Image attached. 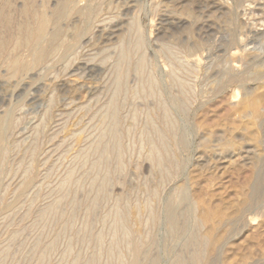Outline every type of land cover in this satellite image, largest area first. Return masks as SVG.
I'll return each mask as SVG.
<instances>
[{"label":"rangeland","instance_id":"rangeland-1","mask_svg":"<svg viewBox=\"0 0 264 264\" xmlns=\"http://www.w3.org/2000/svg\"><path fill=\"white\" fill-rule=\"evenodd\" d=\"M45 1H46L47 10L49 11L51 9V7L53 6V3L55 2V0H45ZM92 1L94 4H97L96 6L102 4V9H107L111 5L114 8L109 11L110 13H108L106 15L105 20L103 22H101L98 27L94 28L89 34L85 35L84 38H88V36H89V43L91 45L93 44L92 47H90V49H91L90 52H88V48L85 49L77 57V60L74 62H72L73 60L70 61V59L66 60L67 57H65L64 60H63V58H61L59 60L57 59L58 61L56 60L57 62H54V63L49 61V60H44L40 64L37 65V67L35 68L34 71H32L31 73H28L27 77L25 76L26 74L25 75L22 74L21 76L20 75L18 76L19 78L17 77L14 79H9L7 76H5L6 75L5 71H3L2 74H0V76H1V78H0V83H1L0 84V114L3 115L4 111L9 109L11 111V116L13 117V119L15 121V123H14L15 124V130L13 127L12 130H8L4 134L5 135L4 139H7V140H4V146H6L5 148H6L7 152H6L5 161L1 167V171L3 168L4 169H3L2 174H0V176L4 175L5 177L3 176L4 177V178H2L3 180L0 178V183H2V184H0V186L1 187L3 186V188L5 187V190H7V192L5 190H3L2 188H0L1 191L3 190L2 193L0 191V196L6 195L5 193H3V192H6L8 199L12 198V200H15L16 191H14V190H16V189L14 187L16 186V188H17L19 186V184L22 180V177H23V176H21V178H19L20 175H23V174H21L22 170L20 168H18L19 166H17V165H20L18 162L20 161V163H21V161L23 159H24L23 162H25L27 165H28L29 161L31 162V164L29 163V165H31L30 168L32 167L31 169L34 171V173L36 175L33 183L36 184V182H38L36 184L38 187L41 185L39 188L41 190V192L38 191L39 190L38 187L36 185L34 186V184H32V186H31V188L34 186L32 189L30 188V189H28L29 191L27 190L25 192V195L28 192H29V195L27 194L28 196L26 195V198H24V196H23L17 202V204H19V206H21L20 203L22 201H23L22 202L23 204L19 208V211L17 210V207H19L17 205L16 211H18V212H16L15 215L10 216V218L7 217V220H6V216H7L6 213L2 210L0 211V223H1V226H0V232H1V235H0V239H1L0 240V251L1 252L3 251V247L9 249V247L12 246L11 249L7 250L8 251L7 259L4 261H2L0 259V262H2V264H7V263L8 264H15V262L18 261V258L20 259V261H18L19 263L17 262V264H20V262L23 259H24L22 261L23 263L21 262V264H32L33 262L37 261V260H35L36 259L35 257L38 255L39 252H41L40 254L44 253L43 250H45V247L43 250H41L42 247L46 246V248H47V245H44V243L47 244V242H48V244H49V242L52 241L53 239L58 240V237H59V242H58L57 249L53 250V251H49V252L47 250L45 251L46 256L49 253V255L47 257V259L49 260L48 261L49 263L46 262L48 264H51V263L54 264L55 262H58L56 264H64V263H66V261H67V264H71L70 257H67L65 255L62 256V254H63L62 250H66V247L71 250L70 251L71 254H78V252H79V254L84 253L83 255H87V254L89 255V253L92 254V252L94 250H95V252H93V253L101 252V253H99V254H101L100 257H102L101 260L109 262L108 261V259H109V260H111L110 261L111 264H115L116 260L114 257H112V258H114L113 259L114 262H113V260L110 259V257L107 254L105 255L106 250H112V253L115 256H116V253L119 252L118 257L121 260L126 259L128 256V255H126V253L128 254V251H126V250H128V247H126L127 246V244H126L127 238L125 236H124L125 238H121L123 241H122L120 246L114 247V248L112 247V238H111L112 235H111V233H113V230H112L113 228L112 229L110 228V227H112V218L111 217H112V213L114 210L113 207H114V205H116L118 203L117 202L118 200H119V206L121 208L123 207L121 210H123V212L126 215L128 214L127 215L128 217L132 218V216L134 215L133 206L138 205L139 202L142 203V200L144 202L148 201L149 203L153 202L150 204L151 208H153V209L157 208L158 210L162 211L163 209H165L167 204L171 203L170 201H174V199L175 200L178 199V198H176L178 196V195H176L177 194L176 189H178V187L183 186V188H185L186 194L188 193L187 195H188L189 201L190 202H193L194 200L196 201V203L193 202L196 205V207L204 206V204H205V206H207L206 204L208 203L209 208H211L213 206V208H211V209H217L218 208L217 210L220 209V211L223 213L225 212L226 214H232V213H234L233 211H236L237 208L239 207V205H240L239 202L244 197V192H245V195L248 192L247 191L248 188L246 187L247 186L246 184L248 181V178H247L248 173L246 174V172H245L246 167L244 166L243 168H241L242 166H239V168H234V166H232L229 162L227 163V161H228L227 157L221 158L222 159L221 160V159H218V157H216L214 155V159H213L212 156H213L214 152H213V148H211V145L216 143V142L213 141V138H208V139H206V142H204V140H203L204 136H202L203 134H201L202 132L199 130L198 126L200 123H204L203 121H205L208 125L212 122H215V121L222 123V124L224 121H226L227 115H226V110H225L226 108L225 107H227L228 99L224 100L226 98L219 97L218 94L215 93V89H214V87L216 86L215 83H217V80H218L217 77H219L215 72L217 69L224 68L223 67L224 64L227 65V64H232L233 62H236L235 63L236 67L232 70V72L234 74H238V73L244 72V71L246 72V71L250 70L252 67L260 68L262 70V72L264 73V35H263L264 34V31H263L264 30L263 29L264 28V0H110V1L109 0L108 1L107 0H92ZM111 1H113V2H111ZM107 2H109V5ZM105 3L107 4L106 6H108L107 8L105 6ZM50 5H52V6H50ZM98 7H101V5ZM189 9L194 14L191 13V11ZM187 11H188V13L190 11V14L193 17L192 16L188 17V15H190V14H186ZM15 22H18V21H15ZM73 23H74L73 21H69L67 23V25H65V27L68 31V34L73 32V27L71 25ZM81 24L79 26V30H81V27H82ZM128 28H129V30H128ZM242 29H244V30H242ZM241 31H242V33H241ZM0 32H2V31L0 30ZM249 32H251V33H249ZM2 34H4L5 37H6V34L10 35L9 32H5V31L2 32ZM132 34L134 35L133 40H132V37H133ZM258 34H259V36H257ZM127 36H129V37H127ZM138 37L142 41V44L145 45V46H143V50H145V51H143V53L148 60V70L151 73V75L153 74L152 75L153 77H156V79L159 80V82L161 80L165 81V79L167 77V75H166L167 71H164L165 69H167V70L170 69L173 66V63L175 64L174 66L178 67V63H176L177 59L174 60L173 57L175 56V57H178L180 59L183 58L182 57L183 55L181 56L180 54L183 53L184 49H186V48L190 49L191 47L197 49V50H194L193 48H191L192 50L195 51V54L199 55V57L201 58L202 66H204V67L209 66L206 69L208 71V73H207V71H205L202 68L199 71L200 73L197 75V77L192 76V78L190 77L187 79V83H188V85H190L189 87L191 89L193 88L192 89L193 91L187 87L186 92H185V96H184L186 98H183L182 100H184V99L186 100V99L190 98V99H188L189 102L187 101V103H189V105H187V106H188L190 111H187V110L184 111V108L188 109L187 106L184 108L179 107L178 104H176L178 102L173 103L172 101L164 100V102H166L164 105H166V108L169 109L168 110L169 113H172V116H170V121H171L172 126L174 128L173 131L174 130H175L174 132L177 131L175 133V135L178 138V140H175V141L172 140L171 138H169V140L167 141V149H170V150H168V152L169 151L172 152V154L171 153H169V154L172 155L174 160L177 162L178 168H176V172L174 174L172 173L173 176H171V178L168 176L170 179L167 177L166 179H168V180L166 181V179H165L162 181V183H161L160 179L158 180V174L157 173H154L155 175L151 174V173L156 172V171L154 169H152L149 161L148 160L146 161V159L144 157V153L147 151L146 148H148V144L145 145V143H147V142L139 135V133H138V140H139L138 141L137 135H136L137 134V131H136L137 128L140 127L141 125H144L150 116V115L147 116V112H145L146 117H144L145 116L144 110L143 109L140 110V108H138L139 106H141V107L143 106V108H144L146 102H144V100H143V102L142 101L141 102L144 103V105L143 104L136 105V103L138 104V102L140 104V101H139L140 98L139 99L137 98L138 101L136 98L132 99V100H125L124 101V106H123V111H122L123 114L121 115V118H123V116L125 117V115H127V118L125 117V118L121 119V122H123L121 124H122L123 129H124V132L122 134V138H124V139L121 140V145H122V150H123L124 155L126 154L123 158L124 160L122 161L123 162V166H122L123 167L122 168L123 174L121 173V171L115 172L114 169L112 170V172H110V177L113 181V183L112 182H110V183L113 185V187H112V185H110L111 187L110 186L108 187L109 196L107 198H105L106 203H105V199L99 200L97 202L98 206L95 205V207H94L95 209H93L94 211H91V213L94 215L93 216L90 212L87 211V207H86L87 203L86 202H88V198H91V196H93V194H92L93 188L89 187L92 181H89V180H92L90 178L94 176L93 174H96V173H94L95 171L92 170V168H91L92 161L94 162V159L96 158V155L93 157V155L95 154V149L93 151V148L96 146L97 141L100 139L97 137H101V135L99 136V134H101L100 131L101 130L103 131V129H104V123L102 122V120H100L102 118V116H99V115H103V114H100L101 112L103 113V111L106 109L103 106H106L107 102L109 104V98L108 97H111V95L114 91L113 84L111 86V83H113V82H111L112 81V71L111 70H113L112 68H114V65H113L115 62L114 60L116 59L117 54H118L117 51L119 50L118 46L120 43L119 39H121V38L123 40L127 39V41L129 40L127 43H130V42L132 43ZM245 37H250L253 40V43L251 44V46L244 47L242 45L241 41L239 42L240 38H245ZM122 39H121V41H122ZM125 43H126V41H125ZM200 43H202V44H200ZM161 44H163L162 46L165 47V49L161 46ZM164 44H165V46H164ZM166 44H168V47L166 46ZM182 44H184V46ZM102 46L104 48L106 47L105 52H106L107 57L108 58L110 57L109 58L110 60L107 59L106 63L104 62L103 64L99 65L100 63L97 64V62H98L97 58L99 56V52L101 50H104V48L102 49ZM158 46L160 47V49ZM201 46H202V48H200ZM249 47H251V48H249ZM97 48H98V50H97ZM166 48H168V49H166ZM175 48H177V49H175ZM208 48H209V50H207ZM157 49H159V51H157ZM161 49L165 52L166 55L165 54L163 55L164 52L161 51ZM179 49H180V51H179ZM146 50H147V52H146ZM244 50H245V52H244ZM168 51H171L173 56L171 54H169L170 52H168ZM196 51H197V53H196ZM159 52H160V54H159ZM232 52L236 53V55L235 56L233 55V57L231 54ZM20 53L23 56H25L27 52L21 51ZM93 53L97 54V56L95 54L96 57L94 56L95 59L90 57V56H93ZM176 53L178 55H176ZM242 53H243V56H241ZM114 55H116V56H114ZM164 56L165 57L167 56L168 59L167 58L165 59ZM244 57H245V60L243 59ZM89 59H91L92 62H95V63H89V64H95V65H92V67L88 70L83 69L82 64H85L84 61L85 60L87 61ZM180 59H178V60H180ZM112 60L114 62H112ZM165 60H167V61H165ZM180 61L183 62L184 60L181 59ZM47 62H49V63L47 64ZM64 63L65 64L67 63V65H68L67 68H66L67 65L64 66L65 65ZM110 63H111V66H110ZM45 64L47 66H45ZM79 64H81V65H79ZM104 64H105V66H104ZM168 64H169V67H168ZM71 65L72 66L74 65L75 69L74 68L72 69ZM43 66H45L46 68H44ZM107 66H108V68H107ZM241 66H243V67H241ZM41 67H42V69L40 71L39 68H41ZM211 67H213V68H211ZM64 68H66V69L64 70ZM4 69H5L4 66H2V68L0 67V73ZM70 70H71V72H70ZM132 70H133L132 68L127 70V74L128 73L129 74L126 75L127 78L125 80V84H127L128 86L129 85L135 86L137 84L136 83L137 81L135 80L136 79L135 77H137V75L134 72V70L133 71ZM37 71H39V72L37 73ZM110 71H111V74H110ZM212 72H215L216 75ZM39 73H40V75H39ZM50 73H52V74H50ZM55 73H56V75H55ZM72 73L75 75H72ZM37 74H38V76H37ZM33 75H34V78H33ZM212 75H213V77H211ZM41 76L43 77V79ZM207 76H209L210 78H207ZM202 77H204V78H202ZM5 78L9 79V81H7V83L5 82L6 81ZM27 78L29 80L26 81ZM1 80L3 82H1ZM17 80H18V82H17ZM188 80H190V83ZM209 80H211V81H209ZM214 80H215V82H214ZM130 81H132V83H130ZM134 82H135V85H134ZM2 83H3V85H2ZM109 83H110V88L107 87L109 85ZM208 83H210V84H208ZM213 83H214V86H211V84L213 85ZM26 84H28V85H26ZM106 84H108V85H106ZM8 85L12 86L13 88L8 86ZM36 85H38V86H36ZM201 85H203V87H201ZM250 85L251 86L253 85L252 81L247 82V86H250ZM172 88L174 89L173 90L174 93L177 94V87L175 86V88H174V86H173ZM27 89L29 91H27ZM105 89H107L106 90L107 93L105 92ZM229 90H227L225 92L224 97H227V94H228L227 92ZM20 91H21V93H20ZM22 91H23V93H26V92L27 93L23 94V96H22L21 95ZM109 91L112 93H110ZM199 91H201V92L204 91V92L201 93ZM211 91H212V93H211ZM198 92L201 93V95L204 94L201 96V98H202L203 102L206 101V105L202 108L201 112H199V111L194 112V110H192L193 107H196L201 101V99L199 100V102H193V100H192V98H194L195 94H199ZM16 93H17V95H16ZM29 93H30V95H29ZM187 93L190 94V97H188L189 95ZM192 93H193V95H192ZM14 94H15V96H14ZM18 94H19V97H18L19 99L18 98L17 99L19 101L17 102V99L15 97H17ZM206 94H207V96H205ZM27 96H28V98H27ZM215 96H217V97H215ZM10 97L13 99H11ZM49 98H51L52 101H50ZM9 99L11 100V102ZM53 99H54V101H53ZM105 99L108 100L106 103H105V101H106ZM12 100H14L15 102H13ZM48 100L51 102V105H50V102ZM94 100H95V103H94ZM96 101H97V103H96ZM134 101H137V102L134 103ZM224 101H226V103ZM69 102H70V104H71V102L73 104L70 105ZM89 102H90V104H89ZM79 103H80V105H83V106L86 105L85 108H87V109L85 110V108L80 106ZM93 103L95 104L94 106H93ZM128 103H129V105H131V108H128V106H129ZM172 103H173V106H172ZM191 103H192V105H191L192 107L190 106ZM47 104H48V107H47ZM101 104H103V105H101ZM209 104L212 106H210ZM4 105H5V107H4ZM10 105H11V108H13V109H10ZM20 105H22V107L23 106L24 107L22 108ZM78 106H80V107H78ZM20 107L22 110H19ZM81 107H82V109L84 108L83 110H85V113L83 110H82L83 112L81 111ZM134 107H135V110L137 109V111H138V113H136L137 115H135L136 119L131 117V115L134 114L133 112L131 113V111L134 109ZM48 108L51 111H49V110L47 111ZM89 108H90V110H89ZM181 108L183 110H181ZM208 109H210V110H208ZM71 110H73V112ZM87 110H89V111H87ZM127 110H129V111H127ZM206 110H207V114L205 115L204 112ZM46 111H47V113H46ZM75 112H77L76 115H75ZM197 114H199V115H197ZM216 114L218 117H216ZM221 114H222V119H221ZM49 115H50V117H53V118L51 119L49 117ZM213 116L215 117V119L213 118ZM98 117H100V119ZM48 118L51 120H48ZM90 118H91V120H90ZM140 118H141V121H138V120H140ZM15 119L18 120L19 125H18V122L16 123ZM127 119L128 120L131 119L130 124L127 121ZM134 119L136 120V124H135V121H134V124L132 123ZM143 119H145L146 122L143 121ZM174 119L176 120V122L172 121ZM220 120H222V121H220ZM95 121H97V122H95ZM100 121H101V123H100ZM152 121L154 122L153 126H152L153 129L154 128H157V129L159 128L160 130L163 129L164 126H163L162 122H160L159 118L157 120V117L154 116ZM208 121L210 123H208ZM94 122L96 124H100V125H95ZM137 122H138V124H137ZM38 123H39V125H37ZM128 124H129V126H128ZM131 124L133 125L132 128L130 126ZM155 124H157V127ZM42 125H44V127L46 126L47 128L45 127L43 130H41L42 129L41 127H43ZM92 125H95V127L97 126V128H95ZM35 126H36V128H34ZM71 126H73V127H71ZM124 126H127V127L125 128ZM52 127H54V128L52 129ZM68 127H69V129H68ZM98 127H100V128H98ZM221 127H223V126L221 125ZM153 129H147V131L149 130L147 133L150 134V136L153 134V131H152ZM218 129H220V127ZM46 130H48V131L45 133ZM34 131L37 132V136H35L36 133ZM93 131H95V132H93ZM15 133H17L18 135ZM125 133H127V134H125ZM50 134H52V135L55 134V135L52 136ZM48 135H50V136H48ZM94 135H95V137H94ZM96 135H97V137H96ZM131 135H133V136L131 137ZM180 135H181V137H180ZM235 135L238 136L239 134H235ZM6 136H8L9 138H7ZM81 136H82V138H81ZM84 136L85 137L87 136L86 139ZM127 136H128V142L126 141ZM182 136L183 137L185 136V139L187 141L185 139H184L185 142L182 141L183 140ZM15 137H16V140H15ZM49 137H50V139L51 138L52 139H51V141L48 142ZM201 137H202V139H201ZM239 137H241V136L239 135L237 137V140L239 143L242 142V144H244V145L248 144L247 140L243 141L242 137H241L242 139L239 140ZM75 138L77 140H75ZM140 138H142L141 140L143 142H140L141 141ZM180 138H181V140H180ZM30 139H31V141H30ZM40 139H42L41 140L42 142H40ZM261 139H262V145L264 146V136L263 137L261 136ZM34 140H36V146H37L36 152H35L36 154H34L32 157L29 156V158H28V155L26 157H22L23 155L25 156L24 149L27 148L30 143H31L30 145L34 144V142H32ZM131 140L133 141V143ZM14 141H16V142H14ZM29 141H30V143H28ZM73 141H75V142H73ZM78 141H79V143H78ZM92 141H94V142H92ZM12 142L15 144H13ZM21 142H23V143H21ZM55 142H57V144ZM122 142H123V144H122ZM40 143H41V145H40ZM62 143H63V145H62ZM175 144H176V146H175ZM15 145L19 146L20 148L15 147ZM56 146L58 148H56ZM67 146H69V147H67ZM80 146H82V148ZM135 146L137 148L138 147L140 148V146H143L142 149L140 148L142 151L139 148L138 149L140 151H138V149ZM168 146H169V148H168ZM54 147H55V150H54ZM78 147H80L82 149V151H80L79 150L80 148H78ZM83 147H84L85 151H84ZM175 147H177V148H175ZM131 148H133V149H131ZM11 149H13V150H11ZM50 149L53 151H51ZM67 150H69V151L67 152ZM78 150H79V152H78ZM126 150H128V152ZM132 150H133V153L130 152ZM18 151L20 153L22 151V153L20 154ZM86 151H88V152H86ZM208 151H209V153H208ZM17 152L20 154V156H19V154H17ZM76 152L79 154V156H77L75 154ZM140 152H142V153H140ZM210 153H211V156H210ZM14 154H16V156ZM81 154H82V156H81ZM86 155H88V157H86ZM174 155L176 157H174ZM13 156H14V158H13ZM37 156H39L40 158H38ZM74 156H75V158H77L76 160H79V161H76ZM128 156H130V157H128ZM205 156L211 157V158H209L210 159L209 164H207L208 162L206 163L207 160L206 161H205V159L203 160L202 157H205ZM18 157L20 159L21 158H23V159L20 160ZM47 157H49V158H47ZM85 157L87 159L86 162L83 161V158L85 160ZM131 157H132V159H131ZM8 158H9V160H8ZM26 158H27V160H25ZM11 159H12V162H11ZM38 160L40 162H38ZM72 160H73V162H71ZM128 160H130V161L127 162ZM136 160L139 162H137ZM202 160L204 161L203 164H202V162H203ZM213 160H215V162ZM51 162H54V164H52ZM76 162L77 163L81 162L80 164L84 165L83 167H85V166L86 167L83 168V167H81L80 164L79 165L76 164ZM83 162H84V164H83ZM89 162H90V164H89ZM128 163H129V165H128ZM14 164H15V167H14ZM69 164H71V166H69ZM74 164H76V166L78 168L76 166H75L76 167L75 168ZM124 164L126 165V167ZM201 164H202V166H200ZM259 164H261V163H259ZM56 165H58L59 167H56ZM87 165H89L90 167H88ZM216 165H217V167H216ZM51 166L53 167L52 168L53 172H52V170H50ZM213 166H215V167H213ZM72 167H74V169ZM135 167H136V169H135ZM17 168H18V171L15 170ZM55 168H58V169L55 170ZM69 168L75 170L74 171L75 175L77 173L76 178H78L80 176V180H79V182L77 181V183H74L73 187H72V185L70 187H68L67 190L65 189L67 187H64V189H61L64 192L61 190L59 191V189L62 187L60 184H62V181L65 178L63 176H66V174H67V173L64 174V172L69 171L68 170ZM148 168H150V171ZM244 168H245V170H244ZM85 169H87V170L90 169V172L88 171L90 174H88L87 170L85 171ZM14 170L17 173L14 172ZM76 170H78V171H76ZM83 170H84V172H83ZM1 171H0V173H1ZM81 171L83 173H87L88 176H86V174H83ZM5 172H7V173H5ZM13 172L15 173V175H13L14 174ZM18 172L20 173V175ZM91 172H92V174H91ZM149 172H151V173H149ZM80 173L83 176H81ZM116 173H118V175ZM5 174L8 177H9V175L12 177L8 178ZM78 174H79V176H78ZM175 174H176V176H175ZM51 175H53L52 178H51ZM116 175L119 177V179ZM85 176L87 178H85V181H82V179ZM95 176H98V178L95 177V181L92 182L94 185L92 184L91 186H93V187L96 186L97 179L99 180V178L101 177L99 173H98V175H95ZM153 176L155 177L154 179H153ZM13 177H15V178H13ZM175 177H176V179H175ZM186 177H187V179H186ZM17 178H19V179H17ZM115 178L117 180H115ZM189 178L191 179L190 181H189ZM54 179H57V180H54ZM146 179H147V182H146ZM181 179H182V182H181ZM8 180L11 182H6ZM156 180H158L159 186H157L158 184H157ZM53 181H55V182H53ZM58 181H59V184H57ZM115 181H116V183H115ZM50 182L52 185L50 184ZM81 182L84 183V185ZM178 182H180V183H178ZM6 183H7V185H6ZM87 183H89L88 187H87ZM163 183H164V185L161 186V184H163ZM77 184H78V186H77ZM140 184H141V186L142 185L145 186V184H146V186L143 188V186L141 187ZM166 184H167V186H166ZM53 185L54 186L58 185V186H56V188H54ZM153 185H155L156 188L153 187ZM7 187H8V189H6ZM45 187H48V189H45ZM50 187H51V189L54 188V190L52 189L53 191H51ZM137 187H138V190L136 189ZM74 188H76V189H74ZM77 188H78V190H77ZM83 188L86 191H89L90 195L88 194V192L86 193V191ZM91 188H92V191H90ZM153 188H155V189H153ZM157 188H158V196L156 197L157 199L155 198L157 201V203H156L155 199L152 198V192H153V190H156ZM35 189L36 190L38 189V190L35 191ZM43 189H45V190H43ZM56 189H58V190H56ZM187 189H188V191H187ZM11 190H13V191H11ZM48 190L51 191V192L49 191V195L47 193ZM72 190H73L74 196L76 198L73 196ZM131 190L133 191V193L131 192ZM161 190H162V192H161ZM174 190H176L175 194H174ZM8 191H10V192H8ZM66 191L68 192L69 195L67 194ZM124 191H126V192H124ZM36 192H38V197L36 195ZM55 192H56V194H54ZM60 192H62V193L60 194ZM110 192H112V194H110ZM9 193H11V194H9ZM42 193H45L44 197L41 196ZM46 193H47V195H46ZM85 193H86V195H85ZM1 194H3V195H1ZM31 194H34L36 197L31 195ZM78 194H81V195H78ZM261 194L262 195H260L257 198V203L262 205V208L251 210L253 212V214L250 216L249 220H247V219L246 220L245 219L244 220L243 219L238 220L233 225L234 227L232 226V228L230 229V239L227 242V243L230 242L229 243L230 245H228V244L225 245V247L223 248V252L221 254V257H220V261L222 260V262H224L225 258H226L225 261L228 259L224 264H234L235 261L242 259V257H244V256L245 257L248 256L247 258H249V256H250V259H247V261L250 262V264H252V263L264 264V258H263L264 255H260V254H264V194L263 193H261ZM30 195H31V198H30ZM58 195H61V196H58ZM144 195H147V197H144ZM50 196H52V197H50ZM56 196L59 198L64 197V199L61 200L62 199L61 198L60 200H58ZM66 196H68V197H66ZM71 196L74 197L73 199L75 200V202H73L74 200H72ZM120 196H122V198ZM134 196L137 199L136 204H134V200H135ZM84 197H85L84 200H85L86 204L82 203L84 201L83 200ZM124 197H125V199H124ZM29 198L33 202L35 201L34 203L32 202L33 207L29 205V204H31V202H30L31 200ZM32 198H34V200ZM65 198H66V200H65ZM143 198L144 199L147 198V199L144 200ZM55 199L57 201H61V202H59L60 207H61L60 209H64L63 210L64 212L62 210H60L61 216H54V215L50 216L49 215V217H43L44 219L38 217V215L41 216L40 215L41 211L39 212V210H42L43 207H46V204L49 201L51 202L50 204L56 203V202L51 201V200H55ZM109 199H110V202H109ZM64 200H65V202H64ZM67 201H70L71 203L70 202L67 203ZM115 202H117V203H115ZM125 202H128V203H126V205H124L123 203H125ZM161 202H163V204ZM185 202L186 203H184V201L183 202L181 201V203L177 202L176 203V209H178V211L183 212L188 207V201H185ZM27 204L29 205V208L27 207L28 206ZM42 204H43V206H42ZM50 204L48 203L47 206ZM67 204H69V205H67ZM101 204H104V206ZM110 204H111V206H110ZM127 204L129 207H127ZM180 204H182V205H180ZM198 204H200L201 206L200 205L198 206ZM35 205H36V207H35ZM155 205H156V207H155ZM25 206H26V208H28L27 210H25L26 209ZM38 206H40V207H38ZM70 206H73V208ZM82 206H83V208H82ZM106 206H108L109 208H107ZM125 206H126V210L124 209ZM178 206L181 208H179ZM30 207L32 210L34 209L33 210L34 213L31 211ZM37 207H38V209H36ZM110 207H111V210H109ZM159 208H163V209L161 210ZM65 209H67V210H65ZM82 209H85V211ZM127 209L130 212H126ZM196 209H198V208H196ZM37 210H38V212H37ZM71 210H72V212H71ZM256 210H258V211H256ZM27 211H29V212H27ZM69 211L72 213V215L70 214L71 216L69 215V213H70ZM73 211L75 212L74 218L72 217ZM86 211L89 214H86ZM107 211L109 212V214H107ZM22 212L26 213V214H23V217H22ZM35 213H37V214H35ZM77 213H78V215H77ZM1 214H3V215H1ZM18 215L19 216L21 215L20 218ZM25 215L26 216L29 215V216H27L28 219ZM82 215H83V217H82ZM90 216H92V217H90ZM35 217H36V219H35ZM51 217H52V219H50ZM71 217H72V221H73L72 222L73 223L72 228L64 229L65 227L62 226L63 225L62 221L66 218L71 219ZM87 217H89V218H87ZM102 217H103L102 220L105 221V223L100 221V219ZM16 218L18 221H16ZM25 218L27 220H24ZM39 218H40V221L42 220L41 221L42 223L41 222L39 223V221H38ZM76 218H77V220H76ZM1 219H3V222ZM47 219H48V221H47ZM19 220H21V221L19 222ZM84 220L87 223L88 222L90 223L92 221L91 222L92 227L96 226L93 229L90 228V231L93 234H95V230H96V233H98L97 231L101 230L100 233L103 235V243H104L101 245V248L103 250H101V248L98 249L95 247H93L94 248L93 251H92L93 248L88 249V247H86V250H85V244L82 242V240H81V242H79L80 238L83 239V237H81L82 236L81 234L83 233V230H84V228H83V226H84L83 224H85ZM32 221H33V223H34V221L37 222L38 225L35 223L32 224ZM75 221H77V222L75 223ZM83 221H84V223L82 224ZM96 221H98V222H96ZM160 221H162V222H160ZM18 222H19V224H16ZM108 222H110V224ZM7 223H8V225H7ZM60 223H61V226L59 227ZM24 224L25 225L27 224V225L24 226ZM49 224H51V225H49ZM93 224H94V226H93ZM103 224H105V225H103ZM30 225H32L33 227ZM48 225L50 227H48ZM52 225H54V226H52ZM78 225H80L82 227H80ZM91 225H90V227H91ZM107 225L110 226L109 227L110 229H108L109 231L106 233ZM156 225H159V226L157 227ZM235 225H237V226H235ZM5 226H7V227L5 228ZM19 226H20V228H19ZM28 226L32 229H35L34 227L36 226V229L35 230L31 229L32 230L31 231V230H29L30 228ZM41 226H43V229ZM62 227L66 231H63V230L61 231ZM77 227L80 228L81 230L78 229ZM7 228H8V230H7ZM14 228H15V230H14ZM47 228H49V230H47ZM5 229L7 231H5ZM10 229L12 230V232L13 231L17 232V231L21 230L19 235L22 234L21 237L19 238V236L17 235L18 232H17V234L13 232L15 234V236H13L12 239H14L15 241H12L11 245H9V244H10V241L12 239L8 235L12 236L14 234L13 233L11 234ZM59 229H60V231H59ZM159 229H161V230H159ZM22 230H24V231H22ZM41 230H44V231H41ZM68 230H70V234H68L69 233ZM79 230H80V233H77V232H79ZM111 230H112V232H111ZM168 230H169V227H168V225H167V223L163 217H161V219L157 222V224L154 225L153 230H152V235L154 237V243H153L152 248L154 249L153 250L154 254L158 258V264H162V263L163 264H169V260L171 258V255H173V257H174V255L178 254L180 252L179 250H181V248H182V246L180 248H178L180 245H182L180 238L177 237L170 230H169L170 234H168L169 233ZM231 230H232V232H231ZM40 231L42 232V234L40 233L41 235H39V236H41V238L38 236ZM74 231L75 232L77 231L76 233L78 236L76 235V233L74 234ZM233 231L234 232L236 231L235 234L233 233ZM29 232H32L33 234L30 233V236H29ZM58 232H59V236L56 235V233L58 234ZM63 232H64V234H62ZM160 233L162 234L161 236H160ZM31 234L34 237L31 236ZM46 234H47V236H46ZM154 234H155V236H154ZM232 234L234 237L232 236ZM24 235L25 236L27 235V237L29 236L30 238L29 237L27 238ZM75 235L77 236L76 238H75ZM156 235H157V237H156ZM36 236H38V237H36ZM45 236H46V238H45ZM159 236H160V238H159ZM169 236H171V237H169ZM8 237H9V239H7ZM15 237H16V239H15ZM31 237H33V238H31ZM53 237H55V238H53ZM24 238H25L26 242L20 241L21 239H24ZM38 238H40V239H38ZM68 238H70V240H66ZM109 238H111V239H109ZM36 239H38V240H36ZM43 239H46V240H43ZM3 240H4V242H3ZM28 240H29V243H28ZM32 240H34V241H32ZM156 240H158L157 243L155 242ZM159 240H160V242H159ZM8 241H9V243H8ZM36 241H38L37 242L38 247H35ZM67 242L68 243L70 242V245H72L71 248L68 247L70 245ZM74 242L77 245H75ZM20 243L22 246H20ZM26 243L28 246H26V248H25ZM32 243H34V245ZM66 243H67V245H64ZM81 243H83L82 244L83 246L81 245ZM176 243L178 245H176ZM7 244L9 245V247ZM122 244H123V246H122ZM256 244H257V246H256ZM6 245H7V247H6ZM62 245H63V247H61ZM107 245H109L110 247ZM173 245H175V246H173ZM29 246L34 247V248L31 247L32 251L30 250ZM172 246H173V248H172ZM1 247H2V250H1ZM82 247H84V248H82ZM124 247H126L127 249ZM24 248L27 250H30V252L27 251V253H29V254H27V256H25L26 250ZM61 248H63V249H61ZM77 248H78V250H77ZM110 248H112V249H110ZM254 248L257 249L258 251H260V253L258 251L256 252V250L254 251ZM20 249H22V251ZM23 249H24V251H23ZM59 249H61L60 254L58 253ZM83 249H84V252H82ZM249 249H251V250H249ZM34 250H36V252ZM80 250H81V252H80ZM248 250L250 252H247ZM156 251H158L159 254ZM21 252H22V254H21ZM32 252L33 253L35 252V253L32 254ZM53 252H54V254H52ZM175 252H177V253L175 254ZM232 253H233V255H232ZM246 253L250 254V255H247ZM12 254H13V256L15 255V257L14 258L12 257V259L11 258L9 259V257L12 256ZM20 254H21V257H20ZM58 254H59V256H56ZM239 254H241L242 257ZM252 254H254V255H252ZM30 255H33V257H29ZM23 256L25 258H23ZM254 256H256L258 258L260 256L261 257L259 259L257 258L258 260L256 259V261H257L256 262L254 260L255 259ZM28 257L30 258V260H31V258L33 260L28 261V259H29ZM173 257H172V260H173ZM59 258L61 259L60 262H59ZM52 259H54L53 262H52ZM62 262H64V263H62ZM248 262H247V264H249ZM116 263L118 264V262H116ZM171 264H172V262H171Z\"/></svg>","mask_w":264,"mask_h":264},{"label":"bare ground","instance_id":"bare-ground-1","mask_svg":"<svg viewBox=\"0 0 264 264\" xmlns=\"http://www.w3.org/2000/svg\"><path fill=\"white\" fill-rule=\"evenodd\" d=\"M108 1V0H107ZM110 1V0H109ZM48 2V1H47ZM113 2V1H111ZM108 5H109V2H107ZM99 4V3H98ZM113 4V3H112ZM250 4V3H249ZM97 4H94L92 0H55V2L53 3V6L51 7V9L48 11L47 10V7H46V1L45 0H0V30L2 32H9L10 35L6 34V37L4 34H2V32H0V67L2 68V66L5 67L4 70L1 71L0 74H2L3 71L6 72V75L9 79H14V78H17L19 75L21 76L22 74H26L25 76L27 77L28 73H31L32 71L35 70V68L37 67L38 64H40L42 61L44 60H49L51 62H57L59 59L67 57L66 60L70 59L73 60L72 62L76 61L77 60V57L85 50L88 48V52L91 51L90 47H92V45L89 43V36L88 38H84L85 35L89 34L94 28L98 27L100 25L101 22H103L106 18V15L108 13H110L109 11L112 10L114 7L111 6H106L107 4L105 3V6L107 9H102V4L101 7H98L96 6ZM114 5V4H113ZM262 6V5H261ZM101 8V9H100ZM190 10V9H189ZM191 11V10H190ZM190 11L186 14H190ZM191 13H193L191 11ZM194 14V13H193ZM191 17L192 15H188V17ZM193 17V16H192ZM104 18V19H103ZM17 19V20H16ZM15 21H18V22H15ZM69 21H73L74 23L71 24L72 27H73V32L72 33H69L68 34V31L65 27V25H67V23ZM82 23V24H81ZM263 23V22H262ZM80 24L82 25L81 27V30H79V26ZM68 28V27H67ZM264 29V28H263ZM129 30V28H128ZM241 30V29H240ZM244 30V29H242ZM264 31V30H263ZM252 32V31H251ZM249 32V33H251ZM242 33V31H241ZM254 33V32H253ZM252 33V34H253ZM239 34V33H238ZM141 35V34H140ZM264 35V34H263ZM8 36V37H7ZM132 40L134 38V35L132 34ZM139 36V35H138ZM243 36V35H242ZM259 36V34L257 35ZM129 37V36H127ZM142 37V36H141ZM139 38V37H138ZM136 38L131 44L130 43H127V39L126 40H123L122 38V41L121 39L120 40V43H119V50L117 51V57L116 59L112 62H114V68H112L113 70L112 71V81L113 83H111V86L113 84L114 86V91L111 95V97H108L109 98V104H108V100L105 101V103L107 102V105L106 106H103L105 107L106 109L103 111V113L101 112L100 114H103V115H99V116H102V118L100 119V117H98L100 120H102V122L104 123V129H103V133L100 131L101 134H99V136L101 135V137H96L97 138H100L98 141H97V144L96 146L93 148V151L95 149V154L93 155V157L96 155V160L94 159V162L92 161V164H91V168L92 170H94L96 174H93L90 179L92 180H89V181H95V177L98 178V176H95V175H98V173L100 174V178L99 180L97 179V184L95 187L91 186L93 183L91 182L90 186L89 187H92L93 188V196H91V198H88V202L85 203V197L83 198V202L82 203H85L86 204V207H87V211L91 213V211H94L93 209H95V205H97V202L99 200H102V199H105L109 196V191H108V187L110 185H112L110 182L113 183L111 177H110V172H112V170L114 169V171H121L122 173V166H123V158L124 156V153H123V150H122V145H121V140L124 139L122 138V134L124 132V129H123V126L121 123V119L123 118H127V115H125V117L123 116V118H121V115L123 114L122 111H123V106H124V101L125 100H132V99H139L140 98V104L138 102V104L136 103V105H141L146 102L145 104V107L143 108V106H139L138 108H140V110H144V115L146 114L145 112H147V116H149V118L147 119V122L145 121V119H143V121H145L146 123L144 125H141L140 127L137 128V140H138V133L139 135L147 142L145 143L148 144V148L147 151L144 153V157L146 159V161L148 160L152 169H154L156 172H149L151 173L152 175L154 173H157L158 174V180L160 179L161 183L163 180H165L168 176L171 178V176H173V174L176 172V168H178V164L177 162L174 160V158L172 157V155H170L169 153L172 154L171 151L168 152V150L170 149H167V141L169 140V138H171L172 140H178L177 136L175 135V133L177 132H174L173 131V126H172V123L170 121V116H172V113H169V109L166 108V105H164L166 102H164V100H169V101H172L173 103H176L178 104L179 107H186L187 105H189V103H187L188 99H184L182 100L183 98H186L184 97L185 96V92H186V89L187 87L190 88L187 83V79L188 78H192V76H196L200 73L199 71L203 68L205 71H207L206 69L209 67H204L202 66V61H201V58L199 57V55H196L195 54V51L194 50H197L196 48H193L194 50H192L191 48L190 49H184L183 53L180 54L183 58L184 61H180L181 59L178 58V57H173L174 60L177 59V62L178 63V67L174 66L175 64L173 63V66L170 68V69H165L164 71H167L166 72V79L165 81L161 80L159 82L158 79H156V77H153L151 75V73L149 72L148 70V60L147 58L145 57L143 51V46H145L144 44H142V41L140 40V38L138 39ZM143 38V37H142ZM239 40V39H238ZM260 40V39H259ZM126 41V43H125ZM241 41L242 45L244 47H247V46H251V44L253 43V40L250 38V37H245V38H240L239 42ZM119 42V41H118ZM258 42V41H257ZM144 43V42H143ZM202 44V43H200ZM199 44V45H200ZM163 44H161L162 46ZM172 45V44H171ZM184 46V44H182ZM256 45V44H255ZM105 46V45H104ZM107 46V45H106ZM165 46V44H164ZM166 46L168 47V44H166ZM186 46V45H185ZM188 46V45H187ZM113 47V46H112ZM159 47V46H158ZM163 47V46H162ZM176 47V46H175ZM241 47V46H240ZM104 47L102 46V49ZM109 48V47H108ZM165 49V47H163ZM189 48V47H188ZM202 48V46L200 47ZM251 48V47H249ZM253 48V47H252ZM258 48V47H257ZM105 49L106 47L104 48V50H101L99 52V56L97 58V64L101 65L103 64L104 62L106 63L107 62V59H109L106 55V52H105ZM114 49V48H113ZM145 49V48H144ZM160 49V47H159ZM159 49H157V51H159ZM168 49V48H166ZM171 49V48H170ZM177 49V48H175ZM98 50V48H97ZM182 50V49H181ZM203 50V49H202ZM206 50V49H205ZM209 50V48L207 49ZM206 50V51H207ZM21 51H25L27 52L25 56H23L20 52ZM94 51V50H93ZM107 51V50H106ZM113 51V50H112ZM161 51H163L161 49ZM178 51V50H177ZM180 51V49H179ZM211 51V50H210ZM247 51V50H246ZM114 52V51H113ZM147 52V50H146ZM164 52V51H163ZM170 52L169 54H171L173 56V54L171 53V51H168ZM245 52V50H244ZM259 52V51H258ZM158 53V52H157ZM197 53V51H196ZM247 53V52H246ZM96 54V53H95ZM95 54L93 53V56H90L92 58H94ZM160 54V52H159ZM165 54V52L163 53V55ZM232 57L233 55L235 56L236 53L235 52H232ZM251 54V53H250ZM111 55V54H110ZM148 55V54H147ZM162 55V56H163ZM166 55V54H165ZM176 55H178L176 53ZM228 55V54H227ZM245 55V54H244ZM87 56V55H86ZM97 56V54H96ZM95 56V57H96ZM113 56V55H112ZM116 56V55H114ZM209 56V55H208ZM226 56V55H225ZM231 56V55H230ZM243 56V53L242 55ZM85 57V56H84ZM88 57V56H87ZM224 57V56H223ZM91 58V59H92ZM164 58L166 59L167 56ZM204 58V57H203ZM257 58V57H256ZM58 59V60H57ZM91 59L89 60H85V64H82V68L83 69H90L92 67V65H95V64H89V63H95V62H92ZM95 59V58H94ZM168 59V58H167ZM180 59V60H178ZM215 59V58H214ZM235 59V58H234ZM245 60V57L243 58ZM57 60V61H56ZM110 60V59H109ZM150 60V59H149ZM213 60V59H212ZM238 60V59H237ZM241 60V59H240ZM260 60V59H259ZM262 60V59H261ZM91 61V62H90ZM167 61V60H165ZM171 61V60H170ZM180 61V62H179ZM219 61V60H218ZM229 61V60H228ZM71 62V63H72ZM185 62V63H184ZM205 62V61H204ZM216 62V61H215ZM222 62V61H221ZM239 62V61H238ZM49 62H47L48 64ZM52 63V64H53ZM69 63V62H68ZM227 63V62H226ZM236 62H233L232 64H224V68H221V69H217L215 72L216 74L219 76L217 77L218 80H217V83L216 86L214 87L215 89V93L218 94L219 97L221 98H226L224 100H227L228 99V104H227V107H225L224 109L226 110V115H227V118H226V121L222 123H219L217 121L215 122H212L210 123L208 121V123H210L209 125L203 121L204 123H200L198 128L199 130L202 132L201 134H203L202 136H204V142H206V139L208 138H213V141H215L216 143L212 144L211 145V148H213V159H214V155L216 157H218V159H221V158H228V161L227 163L229 162L232 166H234V168H239V166H242L241 168H243L244 166L246 167V171L245 168V172L246 174L248 175L247 178H248V181H247V188H248V192L247 194L245 195V190L243 191L244 192V197L242 198V200L239 202L240 205L239 207L237 208L236 211H233L234 213L232 214H226L225 212H221L220 209L217 210V209H211L213 208V206L211 208L208 207V203L206 204L207 206H201L200 204H198V206L200 205L201 207H196V205L193 203L196 201L192 200L193 202H190L189 199H188V193L186 194V191H185V188L182 187H178L177 190V194L178 195L176 198L178 199H174V201H170L171 203L167 204V206L165 207V209L163 208H159V209H163L162 211L158 210L157 208L156 209H153L151 208V203H149L148 201H143L142 200V203L139 202L138 205H134L133 208H134V215L132 216V218L128 217L124 212L123 210H121L122 208L119 206V200L115 203H117L116 205H114L113 207V213H112V227L108 226L110 224V222H108L109 224L107 225V229H106V233L109 231L108 229H112L113 230V233H111L112 235V247H118L121 245L122 243V239L121 238H127V246L128 247V254L126 253L127 258L124 259V260H121L119 257H118V253H116V256L112 253V250H106L105 252V255L107 254L110 259H114L116 260V262H118V264H158V258L157 256L154 254L153 252V243H154V237L152 235V230H153V227L155 224H157V222L161 219V217H163L169 227V230L172 231L177 237L180 238L181 240V244L178 248H181V250H179L180 252L178 254H176L177 252H175L176 255H171V258L169 260V264H224L226 261L224 259V262H222V260L220 261V257H221V254L223 252V248L225 247L226 244L230 245L228 242V240L230 239V229L232 228V226L238 221V220H249L250 219V216L253 214V212L251 210L253 209H261L262 208V205L258 204L257 203V198L262 195L261 193L264 194V146L262 145V139H261V136L263 137L264 136V73L262 72V70L260 68H257V67H252L250 70L248 71H244V72H240L238 74H234L232 72V70L236 67L235 65ZM61 64V63H60ZM65 64V63H64ZM151 64V63H150ZM155 64V63H154ZM167 64V63H166ZM169 64H168V67H169ZM187 64V65H186ZM221 64V63H220ZM263 64V63H262ZM67 63L64 65L66 66ZM81 65V64H79ZM205 65V64H204ZM223 65V64H222ZM221 65V66H222ZM239 65V64H238ZM45 66H47L45 64ZM45 66H43L44 68H46ZM49 66V65H48ZM62 66V65H61ZM72 66V65H71ZM78 66V65H77ZM105 66V64H104ZM103 66V67H104ZM110 66H111V63H110ZM157 66V65H156ZM262 66V65H261ZM53 67V66H52ZM63 67V66H62ZM68 67V65L66 66V68ZM81 67V66H80ZM217 67V66H216ZM220 67V66H219ZM243 67V66H241ZM64 68V70L66 69ZM75 69V66L73 65L72 66V69ZM77 68V67H76ZM108 68V66H107ZM110 68V67H109ZM132 68L134 70V72L136 73L137 77H135L136 79V85H135V82H134V85L135 86H132V85H127L125 84V80L127 78L126 75L127 74V70ZM157 68V67H156ZM213 68V67H211ZM42 67L39 68V70L41 71ZM48 69V68H47ZM80 69V68H79ZM223 69V70H222ZM68 70V69H67ZM108 70V69H107ZM132 70V71H133ZM111 71H110V74H111ZM152 71V70H151ZM204 71V72H205ZM39 71H37L38 73ZM69 72V71H68ZM67 72V73H68ZM71 72V70H70ZM69 72V73H70ZM215 72H212L215 74ZM41 73V72H40ZM39 73V75H40ZM160 73V72H159ZM208 73V71H207ZM36 74V73H35ZM52 74V73H50ZM62 74V73H61ZM109 74V75H110ZM215 74V75H216ZM56 75V73H55ZM72 75H75L72 73ZM4 76V77H5ZM38 76V74H37ZM66 76V75H65ZM203 76V75H202ZM6 77V78H7ZM42 77V76H41ZM57 77V76H56ZM213 77V75L211 76ZM1 78V76H0ZM5 78V79H6ZM19 78V77H18ZM24 78V77H23ZM22 78V79H23ZM33 78H34V75H33ZM109 78V77H108ZM134 78V77H133ZM200 78V77H199ZM198 78V79H199ZM204 78V77H202ZM201 78V79H202ZM207 78H210L209 76H207ZM215 78V77H214ZM9 79H6V83L7 81H9ZM43 79V77H42ZM56 79V78H55ZM194 79V78H193ZM206 79V78H205ZM204 79V80H205ZM213 79V78H212ZM29 80L28 78L26 79V81ZM49 80V79H48ZM67 80V79H66ZM108 80V79H107ZM133 80V79H132ZM197 80V79H196ZM203 80V79H202ZM207 80V79H206ZM205 80V81H206ZM216 80V79H215ZM214 80V82H215ZM23 81V80H22ZM68 81V80H67ZM189 83H190V80H188ZM211 81V80H209ZM248 81H252L253 82V85L251 86H247V82ZM1 82H3L1 80ZM4 82V83H5ZM13 82V81H12ZM18 82V80H17ZM16 82V83H17ZM38 82V81H37ZM109 82V81H108ZM192 82V81H191ZM199 82V81H198ZM15 83V84H16ZM23 83V82H22ZM28 83V82H27ZM50 83V82H49ZM130 83H132V81H130ZM205 83V82H204ZM1 84V83H0ZM170 84V85H169ZM193 84V83H192ZM210 84V83H208ZM3 85V83H2ZM28 85V84H26ZM108 85V84H106ZM198 85V84H197ZM10 86V85H8ZM14 86V85H13ZM34 86V85H33ZM38 86V85H36ZM174 86L177 87V94L174 93V89L172 88ZM205 86V85H204ZM211 86H214V83L213 85L211 84ZM210 86V87H211ZM12 87V86H10ZM9 87V88H10ZM110 88V83L109 85L107 86ZM192 87V86H191ZM200 87V86H199ZM201 87H203V85H201ZM200 87V88H201ZM13 88V87H12ZM38 88V87H37ZM106 88V87H105ZM208 88V87H207ZM212 88V87H211ZM30 89V88H29ZM108 89V88H107ZM105 89V92L106 90ZM193 89V88H192ZM190 88V90H192ZM203 89V88H202ZM206 89V88H205ZM209 89V88H208ZM230 89V90H229ZM13 90V89H12ZM11 90V91H12ZM207 90V89H206ZM229 90L227 93V97H224L225 95V92ZM10 91V92H11ZM27 91H29L27 89ZM193 91V90H192ZM208 91V90H207ZM33 92V91H32ZM104 92V93H105ZM201 92V91H199ZM198 92V93H199ZM204 92V91H202ZM201 92V93H202ZM206 92V91H205ZM210 92V91H209ZM13 93V92H12ZM21 93V91H20ZM27 93V92H26ZM26 93H23L22 91V96L23 94H26ZM31 93V92H30ZM29 93V95H30ZM107 93V92H106ZM201 93L199 94H195L194 98H192L193 102H199V100L201 99L200 103L196 106V107H193L192 110H194V112H201L202 108L206 105V101L203 102L202 101V98L201 96L204 95ZM212 93V91H211ZM188 94V93H187ZM17 95V93H16ZM105 95V94H104ZM190 97V94H188ZM193 95V93H192ZM15 96V94H14ZM13 96V97H14ZM207 96V94L205 95ZM212 96V95H211ZM19 97V94L17 97H15L16 99ZM32 97V96H31ZM104 97V96H103ZM107 97V96H106ZM217 97V96H215ZM11 98V97H10ZM14 98V99H15ZM21 98V97H20ZM28 98V96H27ZM26 98V99H27ZM142 98V99H141ZM13 99V98H11ZM19 99V98H18ZM17 99V102L19 101ZM83 99V98H82ZM101 99V98H100ZM137 99V101H138ZM10 100V99H9ZM33 100V99H32ZM50 101H52L51 98H49ZM48 100V101H49ZM163 100V101H162ZM8 101V100H7ZM6 101V102H7ZM13 102H15L14 100H12ZM30 101V100H29ZM49 101V102H50ZM54 101V99H53ZM101 101V100H100ZM137 101H134L137 102ZM142 101V102H141ZM223 101V100H222ZM221 101V102H222ZM11 102V100H10ZM164 102V103H163ZM189 102V101H188ZM220 102V103H221ZM226 103V101H224ZM21 103V102H20ZM53 103V102H52ZM94 103H95V100H94ZM93 103V106L95 105ZM97 103V101H96ZM130 103V102H129ZM128 103V105H129ZM133 103V104H134ZM173 103H172V106H173ZM8 104V103H7ZM27 104V103H26ZM49 104V103H48ZM48 104H47V107H48ZM56 104V103H55ZM70 104V102H69ZM71 104H73L71 102ZM70 104V105H71ZM85 104V103H84ZM90 104V102H89ZM175 104V105H176ZM23 105V104H22ZM22 105H20L22 107ZM50 105H51V102H50ZM49 105V106H50ZM54 105V104H53ZM80 105V103H79ZM103 105V104H101ZM126 105V104H125ZM192 105V103L190 104V106ZM210 105V104H209ZM219 105V104H218ZM226 105V104H225ZM224 105V106H225ZM3 106V105H2ZM82 107L85 108V106L83 105H80ZM78 106V107H80ZM99 106V105H98ZM130 106V107H129ZM128 108H131V105H129ZM135 106V105H134ZM212 106V105H210ZM5 107V105H4ZM20 107L19 110H22ZM24 107V106H23ZM22 107V108H23ZM53 107V106H52ZM56 107V106H55ZM81 107V111L84 109H82ZM192 107V106H191ZM99 108V107H98ZM127 108V109H128ZM137 108V107H136ZM169 108V107H168ZM181 108V110H183ZM188 108V106H187ZM10 109H13L11 108V105H10ZM79 109V108H78ZM87 108H85L86 110ZM180 109V108H179ZM223 109V110H224ZM15 110V109H14ZM49 110V108L47 109V111ZM85 110L84 113H85ZM90 110V108H89ZM87 110V111H89ZM96 110V109H95ZM187 110V111H190L189 108L188 109H185L184 108V111ZM210 110V109H208ZM46 111V113H47ZM51 111V110H49ZM73 112V110H71ZM82 111V112H83ZM102 111V110H101ZM129 111V110H127ZM186 111V112H187ZM16 112V111H15ZM18 112V111H17ZM64 112V111H63ZM70 112V111H69ZM95 112V111H94ZM98 112V111H97ZM96 112V113H97ZM134 113L133 115H131V117L135 118V115H137L136 113H138L137 109L135 110V107L134 109L131 111V113ZM142 112V111H141ZM140 112V113H141ZM206 112V113H205ZM204 112V114L206 115L207 114V110ZM20 113V112H19ZM51 113V112H50ZM56 113V112H55ZM126 113V112H125ZM128 113V112H127ZM209 113V112H208ZM52 114V113H51ZM50 114V115H51ZM77 114V112H75V115ZM171 114V115H170ZM210 114V113H209ZM208 114V115H209ZM16 115V114H15ZM49 115V117H50ZM69 115V114H68ZM85 115V114H84ZM129 115V116H130ZM142 115V114H141ZM143 115V116H144ZM199 115V114H197ZM204 115V116H205ZM225 115V114H224ZM56 116V115H55ZM59 116V115H58ZM90 116V115H89ZM156 116L157 117V120L159 118L160 122H162L163 124V129L159 130L157 128H154L153 129V117ZM79 117V116H78ZM146 117V115L144 116ZM202 117V116H201ZM216 117L217 114H216ZM51 119L53 117H50ZM175 118V117H174ZM203 118V117H202ZM201 118V119H202ZM213 118L215 119V117L213 116ZM48 118V120H51ZM132 119V118H131ZM131 119H127V121L129 122L130 124V120ZM136 119V118H135ZM133 120V124H134V121H135V124H136V120ZM221 119H222V114H221ZM16 120V119H15ZM91 120V118H90ZM89 120V121H90ZM98 120V119H97ZM200 120V119H199ZM203 120V119H202ZM212 120V119H211ZM218 120V119H217ZM45 121V120H44ZM124 121V120H123ZM138 121H141V118L140 120ZM172 121H175L176 120H172ZM222 121V120H220ZM18 122V120H16V123ZM46 122V121H45ZM97 122V121H95ZM94 122L95 125H100V124H96ZM126 122V121H125ZM124 122V123H125ZM127 122V123H128ZM198 122V121H197ZM201 122V121H200ZM15 121L13 119V117L11 116V111L8 109V110H5L4 111V114L1 115L0 114V171H1V167L5 161V158H6V146H4V140H7V139H4L5 138V132H7L8 130H12L13 127H14V130H15ZM54 123V122H53ZM56 123V122H55ZM99 123V122H98ZM101 123V121H100ZM102 123V124H103ZM41 124V123H40ZM48 124V123H47ZM70 124V123H69ZM73 124V123H72ZM128 124V126H129ZM138 124V122H137ZM143 124V123H142ZM180 124V123H179ZM18 125H19V122H18ZM39 125V123L37 124ZM53 125V124H52ZM55 125V124H54ZM95 125H92L95 127ZM124 125V124H123ZM140 125V124H139ZM138 125V126H139ZM156 127H157V124H155ZM154 125V126H155ZM196 125V124H195ZM221 125L223 127H221ZM43 127H41L40 129L43 130L45 127L44 125H42ZM70 126V125H69ZM91 126V127H92ZM102 126V125H101ZM131 128H132V124L130 125ZM135 126V125H134ZM194 126V125H193ZM39 127V126H38ZM37 127V128H38ZM55 127V126H54ZM52 127V129L54 128ZM65 127V126H64ZM73 127V126H71ZM125 128L127 126H124ZM196 127V126H195ZM220 127V129H218ZM36 128V126L34 127ZM47 128V127H46ZM97 128V126L95 127ZM100 128V127H98ZM129 128V127H128ZM130 128V129H131ZM135 128V127H134ZM33 129V128H32ZM51 129V130H52ZM69 129V127H68ZM147 129H153V134L150 136V134H148L147 132ZM180 129V128H179ZM50 130V131H51ZM96 130V129H95ZM132 130V129H131ZM19 131V130H18ZM17 131V132H18ZM33 131V130H32ZM48 130L45 131V133L47 132ZM35 133V136H37V132L34 131ZM72 132V131H71ZM95 132V131H93ZM39 133V132H38ZM179 133V132H178ZM17 134V133H15ZM33 134V135H34ZM73 134V133H72ZM127 134V133H125ZM129 134V133H128ZM235 134H239L241 137H239V140H243V141H246L248 142V144H242V142H238L237 140V135ZM18 135V134H17ZM47 135V134H46ZM52 135V134H50ZM48 135V136H50ZM55 135V134H53ZM52 135V136H53ZM16 136V135H15ZM34 136V137H35ZM129 136V135H128ZM128 136H127V142H128ZM133 135H131L132 137ZM7 138H9L8 136H6ZM24 137V136H23ZM28 137V136H27ZM85 137V136H84ZM83 137V138H84ZM87 137V136H86ZM85 137V139H86ZM95 137V135H94ZM130 137V138H131ZM181 137V135H180ZM183 137V136H182ZM39 138V137H38ZM48 138V137H47ZM82 138V136H81ZM140 138V140L142 139ZM37 139V138H36ZM52 139V138H51ZM50 137L48 139V142L51 141ZM65 139V138H64ZM92 139V138H91ZM185 136L183 137V140L185 142ZM202 139V137H201ZM15 140H16V137H15ZM42 139H40V142ZM67 140V139H66ZM75 140H77L75 138ZM96 140V139H95ZM181 140V138H180ZM9 141V140H8ZM23 141V140H22ZM31 141V139H30ZM30 141L28 143H30ZM38 141V140H37ZM64 141V140H63ZM132 141V140H131ZM139 141V140H138ZM173 141V142H174ZM187 141V140H186ZM212 141V142H213ZM16 142V141H14ZM20 142V141H19ZM34 142V144L32 145H28L27 148L24 149V154L25 156L21 155L22 157H26L28 155V158L29 156L32 157L34 154H36V140L32 141ZM75 142V141H73ZM94 142V141H92ZM140 142H143L142 140ZM181 142V141H180ZM203 142V143H204ZM13 143V142H12ZM18 143V142H17ZM23 143V142H21ZM25 143V142H24ZM57 144V142H55ZM72 143V142H71ZM79 143V141H78ZM82 143V142H81ZM133 143V141H132ZM175 143V142H174ZM188 143V142H187ZM199 143V142H198ZM197 143V144H198ZM201 143V142H200ZM15 144V143H13ZM123 144V142H122ZM125 144V143H124ZM139 144V143H138ZM18 145V144H17ZM15 145V147H19ZM41 145V143H40ZM53 145V144H52ZM51 145V146H52ZM63 145V143H62ZM82 145V144H81ZM142 145V144H141ZM186 145V144H185ZM201 145V144H200ZM54 146V145H53ZM138 146V145H137ZM176 146V144H175ZM61 147V146H60ZM69 147V146H67ZM82 148V146H80ZM78 147V148H80ZM91 147V146H90ZM136 147V146H135ZM146 147V146H145ZM181 147V146H180ZM20 148V147H19ZM18 148V149H19ZM51 148V147H50ZM56 148H58L56 146ZM79 149L80 151H82V149ZM137 148V147H136ZM139 148V147H138ZM137 148V149H138ZM140 148L142 149L143 146H140ZM139 148V149H140ZM169 148V146H168ZM177 148V147H175ZM52 149V148H51ZM50 149V150H51ZM84 149V147H83ZM92 149V148H91ZM133 149V148H131ZM138 149V151H140ZM205 149V148H204ZM13 150V149H11ZM54 150H55V147H54ZM78 150V152H79ZM87 150V149H86ZM144 150V149H143ZM23 151V150H22ZM21 151V153H22ZM53 151V150H51ZM69 150H67L68 152ZM85 151V149H84ZM92 151V150H91ZM128 152V150H126ZM142 151V150H141ZM19 152V151H18ZM17 152V154H19ZM88 152V151H86ZM133 153V150L130 151ZM135 152V151H134ZM203 152V151H202ZM12 153V152H11ZM10 153V154H11ZM20 153V154H21ZM94 153V152H93ZM92 153V154H93ZM131 153V154H132ZM142 153V152H140ZM209 153V151H208ZM19 154V156H20ZM43 154V153H42ZM77 156H79V154L76 152L75 153ZM74 154V155H75ZM88 154V153H87ZM137 154V153H136ZM16 156V154H14ZM51 155V154H50ZM49 155V156H50ZM72 155V154H71ZM75 155V156H76ZM133 155V154H132ZM203 155V154H202ZM208 155V154H207ZM12 156V155H11ZM74 156V158H75ZM82 156V154H81ZM204 156V155H203ZM210 156H211V153H210ZM220 156V157H219ZM38 158H40L39 156H37ZM86 157H88V155H86ZM85 157V160L83 158V161L86 162L87 159ZM130 157V156H128ZM127 157V158H128ZM143 157V158H144ZM174 157H176L174 155ZM180 157V156H179ZM14 158V156H13ZM19 158V157H18ZM49 158V157H47ZM73 158V159H74ZM82 158V157H81ZM80 158V159H81ZM201 158V157H200ZM203 160L205 159L206 163L209 164L210 162V159L211 157H208V156H205V157H202ZM20 159V158H19ZM23 159V158H21ZM20 159V160H21ZM31 159V158H30ZM42 159V158H41ZM77 158H75L76 160ZM132 159V157H131ZM139 159V158H138ZM141 159V158H140ZM216 159V158H215ZM9 160V158H8ZM27 160V158L25 159ZM71 160V159H70ZM93 160V159H92ZM144 160V159H143ZM200 160V159H199ZM202 160V161H203ZM217 160V159H216ZM222 160V159H221ZM220 160V161H221ZM224 160V159H223ZM7 161V160H6ZM16 161V160H15ZM24 159L21 161L18 162L20 165H17L19 166L18 168H20L22 170L21 174L23 175H20L19 178L22 177V180L19 184V186L16 188V186L14 187L16 190V196H15V200H12V198H7V190H5V187L3 188V186L0 188H2L3 190H5L6 192H3L5 193L6 195H3V196H0V211H4L6 213V220H7V217L10 218V216H13L15 215L16 212L19 211V208L22 206V202L20 203L21 206H19V204H17V202L24 196V198H26V195L28 194L29 195V192L26 193L25 195V192L31 188L33 181H34V178H35V173L34 171L30 168L31 165H29V163L31 164V162L29 161L28 165L23 162ZM32 161V160H31ZM42 161V160H41ZM76 161H79V160H76ZM130 160H128L127 162H129ZM137 161V160H136ZM215 162V160H213ZM11 162H12V159H11ZM38 162H40L38 160ZM73 162V160L71 161ZM82 162V161H81ZM81 162L77 163L76 164H80ZM83 162V164H84ZM139 162V161H137ZM144 162V161H143ZM219 162V161H218ZM224 162V161H223ZM6 163V162H5ZM52 164H54V162H51ZM70 163V162H69ZM204 163V161L202 162V164ZM261 163V164H259ZM11 164V163H10ZM76 164H74V167L76 166ZM86 164V163H85ZM90 164V162H89ZM202 164L200 166H202ZM36 165V164H35ZM81 165V164H80ZM125 165V164H124ZM129 165V163H128ZM184 165V164H183ZM213 165V164H212ZM261 165V166H260ZM7 166V165H6ZM10 166V165H9ZM16 166V167H17ZM69 166H71V164H69ZM84 165H81V167H83ZM88 167H90L89 165H87ZM207 166V165H206ZM237 166V167H236ZM260 166V167H259ZM14 167H15V164H14ZM56 167H59L58 165H56ZM74 167H72L74 169ZM77 167V166H76ZM75 167V168H76ZM86 167V166H85ZM83 167V168H85ZM87 167V168H88ZM126 167V165H125ZM183 167V166H182ZM211 167V166H210ZM215 167V166H213ZM217 167V165H216ZM18 168L15 169L18 171ZM53 167L51 166V169L52 172H53ZM78 168V167H77ZM90 168V169H91ZM129 168V167H128ZM138 168V167H137ZM207 168V167H206ZM4 169V168H3ZM3 169L1 171L0 174H2L3 172ZM58 169V168H55V170ZM71 168H69L68 170L69 171H66L64 172L67 173L66 176H63L65 177L64 180L62 181V184H60L62 187L59 189V191L61 189H64V187H67L65 188L66 190L68 189V187H70L72 185H74V183H77V181L79 182L80 180V176L78 174V178H76V175H75V170H73ZM80 169V168H79ZM78 169V170H79ZM82 169V168H81ZM90 169L87 170L85 169V171L87 170V173L90 174ZM125 169V168H124ZM136 169V167H135ZM149 171H150V168H148ZM14 170V172H16ZM76 170V171H78ZM178 170V169H177ZM204 170V169H203ZM20 171V170H19ZM65 171V170H64ZM89 171V172H88ZM113 171V172H114ZM128 171V170H127ZM153 171V170H152ZM13 172V173H14ZM82 172V171H81ZM84 172V170H83ZM82 172V173H83ZM93 172V171H92ZM91 172V174H92ZM7 173V172H5ZM9 173V172H8ZM12 173V174H13ZM17 173V172H16ZM51 173V172H50ZM87 173H83V174H86V176H88ZM173 173V174H172ZM185 173V172H184ZM53 174V173H52ZM81 174V173H80ZM118 175V173H116ZM123 174V173H122ZM156 174V175H157ZM172 174V175H171ZM6 175V174H5ZM9 175V174H8ZM15 175V173L13 174ZM55 175V174H54ZM61 175V174H60ZM116 175V176H117ZM155 175V174H154ZM2 176V175H1ZM0 178H4L3 176ZM7 176V175H6ZM53 175H51V178H52ZM81 176H83L81 174ZM84 177L82 179V181H85V178L87 177ZM148 176V175H147ZM176 176V174H175ZM8 177V176H7ZM9 177H12L9 175ZM8 177V178H9ZM57 177V176H56ZM59 177V176H58ZM118 177V176H117ZM116 177V178H117ZM128 177V176H127ZM152 177V176H151ZM168 177V178H169ZM15 178V177H13ZM17 178V179H19ZM115 178V180H117ZM155 177L153 176V179ZM169 178V179H170ZM11 179V178H10ZM78 179V180H77ZM119 179V177H118ZM173 179V178H172ZM176 179V177H175ZM183 179V178H182ZM182 179H181V182H182ZM187 179V177H186ZM3 180V179H2ZM5 180V179H4ZM7 180V179H6ZM12 180V179H11ZM54 180H57V179H54ZM143 180V179H142ZM158 180L157 181V186H159V183H158ZM168 179H166L167 181ZM184 180V179H183ZM191 179L189 178V181ZM128 181V180H127ZM6 182H11V181H6ZM55 182V181H53ZM52 182V183H53ZM61 182V181H60ZM118 182V181H117ZM143 182V181H142ZM146 182H147V179H146ZM5 183V182H4ZM38 182H36L37 184ZM57 183V182H56ZM82 183V182H81ZM90 183V182H89ZM87 183V187H88V184ZM95 183V182H94ZM116 183V181H115ZM127 183V182H126ZM152 183V182H151ZM154 183V182H153ZM165 183V182H164ZM161 184V186L164 185ZM180 183V182H178ZM177 183V184H178ZM2 184V183H0ZM34 184V186L36 185ZM41 184V183H40ZM51 184V182H50ZM59 184V181L58 183ZM84 185V183H82ZM129 184V183H128ZM182 184V183H181ZM180 184V185H181ZM7 185V183H6ZM52 185V184H51ZM80 185V184H79ZM94 185V184H93ZM139 185V184H138ZM151 185V184H150ZM33 186V187H34ZM37 186V185H36ZM41 186V185H40ZM40 186L38 187V189L40 188ZM44 186V185H43ZM58 186V185H56ZM56 186L53 185L54 188H56ZM78 186V184H77ZM119 186V185H118ZM134 186V185H133ZM141 186V184H140ZM139 186V187H140ZM143 186V185H142ZM141 186V187H142ZM146 186V184H145ZM143 186V188L145 187ZM167 186V184H166ZM186 186V185H185ZM32 187V188H33ZM83 187V186H82ZM111 187V186H110ZM113 187V185H112ZM117 187V186H116ZM127 187V186H126ZM140 187V188H141ZM151 187V186H150ZM153 187L156 188L155 185H153ZM187 187V186H186ZM13 188V189H14ZM31 188V189H32ZM54 188H52L54 190ZM59 188V187H58ZM92 188L90 191H92ZM133 188V187H132ZM131 188V189H132ZM147 188V187H146ZM153 188V189H155ZM161 188V187H160ZM175 188V187H174ZM8 189V187L6 188ZM37 189V190H38ZM45 189H48V187H45ZM43 189V190H45ZM51 189V187H50ZM51 189V191H53ZM72 189V188H71ZM76 189V188H74ZM80 189V188H79ZM84 189V188H83ZM138 190V187L136 188ZM173 189V188H172ZM2 190V191H3ZM10 190V189H9ZM35 189V191H37ZM58 190V189H56ZM55 190V191H56ZM70 190V189H69ZM78 190V188H77ZM85 190V189H84ZM126 190V189H125ZM134 190V189H133ZM147 190V189H146ZM145 190V191H146ZM150 190V189H149ZM174 190V194H175V191ZM1 191V190H0ZM1 191V193H2ZM13 191V190H11ZM29 191V190H28ZM32 191V190H31ZM39 192H41V190L39 189L38 190ZM49 191L48 190V195H49ZM50 191V192H51ZM63 191V190H61ZM86 191V190H85ZM130 191V190H129ZM148 191V190H147ZM188 191V189H187ZM10 192V191H8ZM64 192V191H63ZM67 192V191H66ZM88 192L89 194V191H86V193ZM126 192V191H124ZM131 192L133 193V191L131 190ZM152 192V191H151ZM162 192V190H161ZM35 193V192H34ZM46 193V195H47ZM62 192H60L61 194ZM70 193V192H69ZM72 193H73V196H74V192L72 190ZM77 193V192H76ZM80 193V192H79ZM85 193V195H86ZM91 193V192H90ZM138 193V192H137ZM147 193V192H146ZM149 193V192H148ZM11 194V193H9ZM24 194V195H23ZM44 194L45 193H42V197H44ZM53 194V193H52ZM56 194V192L54 193ZM53 194V195H54ZM68 194V192H67ZM87 194V195H88ZM110 194H112V192H110ZM136 194V193H135ZM162 194V193H161ZM168 194V193H167ZM27 195V196H28ZM33 196H35L34 194H31ZM31 195H30V198H31ZM36 195L38 197V192H36ZM51 195V194H50ZM52 195V196H53ZM69 195V194H68ZM78 195H81V194H78ZM90 195V194H89ZM50 196V197H52ZM58 196H61V195H58ZM71 196L72 200H74L73 197ZM158 196V188L156 190H153L152 192V198L155 199L156 197ZM174 196V195H173ZM36 197V196H35ZM34 197V198H35ZM57 197V196H56ZM68 197V196H66ZM87 197V196H86ZM89 197V196H88ZM122 198V196H120ZM119 197V198H120ZM135 197V196H134ZM142 197V196H141ZM140 197V198H141ZM144 197H147V195H144ZM263 197V196H262ZM29 198V199H30ZM34 198H32L34 200ZM62 197H57L58 200H60ZM70 198V199H71ZM76 198V197H75ZM118 198V197H117ZM149 198V197H148ZM166 198V197H165ZM11 199V200H10ZM50 199V198H49ZM54 199V198H53ZM64 197L61 199L63 200ZM78 199V198H77ZM80 199V198H79ZM87 199V198H86ZM125 199V197H124ZM133 199V198H132ZM144 199V198H143ZM147 199V198H145ZM144 199V200H145ZM157 199V198H156ZM155 199V201H156ZM173 199V198H172ZM31 200V199H30ZM56 200V199H55ZM55 200H51L53 202H56V203H53V204H50L51 202L49 201L48 203L50 205L47 206L46 204V207H43L42 210H39L40 212V215H38V217L40 218H43V217H49L50 216H61V211L60 210H64V209H60V204L59 202L61 201H55ZM66 200V198H65ZM64 200V202H65ZM71 200V201H72ZM136 197H135V200H134V204H136ZM150 200V199H149ZM25 201V200H24ZM80 201V200H79ZM181 201L184 203H186L185 201H188V207L183 211H178V209H176V203L177 202H180ZM201 201V200H200ZM31 202V204H29ZM28 204L30 206L33 207V202L32 200L30 201ZM33 202V203H32ZM63 202V203H64ZM70 202V201H67V203ZM75 202V200L73 201ZM109 202H110V199H109ZM114 202V201H113ZM124 202V201H123ZM130 202V201H129ZM133 202V201H132ZM138 202V201H137ZM204 202V201H203ZM38 203V202H37ZM71 203V202H70ZM69 203V204H70ZM80 203V202H79ZM81 203V204H82ZM105 203H106V199H105ZM126 203L128 202H125L123 203L124 205H126ZM157 203V201H156ZM163 204V202H161ZM261 203V202H260ZM27 204V205H28ZM44 204V205H45ZM67 204V205H69ZM76 204V203H75ZM78 204V203H77ZM108 204V203H107ZM133 204V203H132ZM17 205L19 207H17ZM26 205V206H27ZM29 205L27 206L29 208ZM64 205V204H63ZM79 205V204H78ZM84 205V204H83ZM104 206V204H101ZM160 205V204H159ZM182 205V204H180ZM179 205V206H180ZM184 205V204H183ZM25 206V208H26ZM43 206V204H42ZM74 206V205H73ZM73 206H70L73 208ZM98 206V205H97ZM96 206V207H97ZM102 206V207H103ZM111 206V204H110ZM158 206V205H157ZM178 206V207H179ZM187 206V205H186ZM16 207H17V210L16 211ZM36 207V205H35ZM40 207V206H38ZM38 207L36 209H38ZM107 208H109L108 206H106ZM127 207L128 204H127ZM156 207V205H155ZM28 208H26L25 210H27ZM66 208V207H65ZM68 208V207H67ZM78 208V207H77ZM83 208V206H82ZM181 208V207H179ZM198 208V209H196ZM31 209V207H30ZM29 209V210H30ZM99 209V208H98ZM97 209V210H98ZM126 210V206L124 208ZM129 209V208H128ZM127 209L126 212H130L129 210ZM131 209V208H130ZM34 210V209H33ZM33 210L31 209V211L33 212ZM67 210V209H65ZM74 210V209H73ZM85 211V209H82ZM96 210V211H97ZM108 210V209H107ZM111 210V207L110 209ZM108 210V211H109ZM234 210V209H233ZM24 211V210H23ZM75 211V210H74ZM73 211V218H74V214L75 212ZM86 211V214H89L87 213ZM103 211V210H102ZM107 211V214H109V212ZM255 211V210H254ZM258 211V210H256ZM263 211V210H262ZM29 212V211H27ZM38 212V210H37ZM64 212V211H63ZM62 212V213H63ZM70 212V211H69ZM72 212V210H71ZM69 213V215L72 213ZM34 213V212H33ZM84 213V212H83ZM23 214H26L24 212H22V217H23ZM37 214V213H35ZM68 214V213H67ZM92 214V213H91ZM111 214V213H110ZM3 215V214H1ZM70 215V216H71ZM78 215V213H77ZM93 215V214H92ZM98 215V214H97ZM96 215V216H97ZM19 216V215H18ZM21 216V215H20ZM19 216V218H20ZM26 216V215H25ZM29 216V215H27ZM26 216V217H27ZM34 216V215H33ZM37 216V215H36ZM89 216V215H88ZM94 216V215H93ZM2 217V216H1ZM37 217V218H38ZM72 217L71 219L70 218H66L64 219L62 222V226H64L65 228L64 229H69V228H72ZM83 217V215H82ZM92 217V216H90ZM5 218V217H4ZM40 218H39V223L42 221H40ZM89 218V217H87ZM96 218V217H95ZM28 219V217H27ZM26 218L24 220H27ZM36 219V217H35ZM34 219V220H35ZM44 219V218H43ZM52 219V217L50 218ZM103 217L100 219L101 222H104L102 220ZM2 222H3V219H1ZM5 220V221H6ZM11 220V219H10ZM32 220V219H31ZM77 220V218H76ZM88 220V219H87ZM92 220V219H91ZM97 220V219H96ZM16 221L17 218H16ZM21 220H19L20 222ZM48 221V219H47ZM50 221V220H49ZM85 221V220H84ZM84 221L82 222V224L84 223ZM93 221V220H92ZM91 221V222H92ZM108 221V220H107ZM16 223V224H19ZM24 222V221H23ZM27 222V221H26ZM31 222V221H30ZM77 221H75L76 223ZM81 222V221H80ZM91 222L87 223L85 221V224H83V233L80 235L81 237H83V239H79L78 241L82 242L85 244V250H86V247L89 248H98L100 249L101 248V245L104 244L103 243V235L100 233V231H97L98 233H96V230H95V234H93L91 231H90V228H94L96 226H93L91 225ZM98 222V221H96ZM100 222V223H101ZM162 222V221H160ZM247 222V221H246ZM10 223V222H9ZM22 223V222H21ZM29 223V222H28ZM27 223V224H28ZM35 224L38 225L37 222L34 221ZM33 221H32V224H34ZM42 223V222H41ZM44 223V222H43ZM46 223V222H45ZM95 223V222H94ZM6 224V223H5ZM12 224V223H11ZM10 224V225H11ZM26 224V225H27ZM81 224V223H80ZM97 224V223H96ZM8 225V223H7ZM24 224V226H26ZM36 225V226H37ZM40 225V224H39ZM45 225V224H44ZM51 225V224H49ZM48 225V227H50ZM76 225V224H75ZM91 225V227H90ZM105 225V224H103ZM0 226H1V223H0ZM32 226V225H30ZM36 226L34 227L36 229ZM54 226V225H52ZM61 226V223L59 225V227ZM80 226V225H78ZM101 226V225H100ZM157 227L159 225H156ZM237 226V225H235ZM239 226V225H238ZM241 226V225H240ZM244 226V225H243ZM7 226H5L6 228ZM29 227V226H28ZM33 227V226H32ZM42 229H43V226H41ZM58 227V228H59ZM74 227V226H73ZM76 227V226H75ZM82 227V226H80ZM110 227V228H109ZM234 227V226H233ZM3 228V227H2ZM9 228V227H8ZM7 228V230H8ZM20 228V226H19ZM30 228V227H29ZM78 228V227H77ZM82 228V229H83ZM161 228V227H160ZM244 228V227H243ZM22 229V228H21ZM24 229V228H23ZM32 228H30L29 230H31ZM35 229H32V230H35ZM39 229V228H38ZM63 227L61 228V231H66L64 230ZM80 229V228H78ZM77 229V230H78ZM91 229V230H92ZM234 229V228H233ZM232 229V230H233ZM4 230V229H3ZM2 230V231H3ZM5 229V231H7ZM11 230V229H10ZM15 230V228H14ZM17 230V229H16ZM31 230V231H32ZM47 230H49V228H47ZM52 230V229H51ZM81 230V229H80ZM80 230L79 232L77 233H80ZM111 230V232H112ZM161 230V229H159ZM168 230V232H169ZM231 230V232H232ZM243 230V229H242ZM21 231V230H20ZM20 231H13L14 233H16L19 238L21 237L22 234L19 235ZM24 231V230H22ZM38 231V230H37ZM36 231V232H37ZM41 231H44V230H41ZM39 232L38 236L42 234V232ZM58 231V230H57ZM60 231V229H59ZM70 234V230H68ZM105 231V230H104ZM158 231V230H157ZM12 230H11V234L13 233ZM50 232V231H49ZM74 231V234L76 233ZM156 232V231H155ZM160 232V231H159ZM236 232V231H235ZM235 232L233 231V233L235 234ZM10 233V232H9ZM13 233V234H14ZM23 233V232H22ZM30 233L32 232H29V236H30ZM41 233V234H40ZM47 233V232H46ZM51 233V232H50ZM73 233V232H72ZM76 233V235H77ZM5 234V233H4ZM33 234V233H32ZM31 234V236H33ZM35 234V233H34ZM64 234V232L62 233ZM104 234V233H103ZM170 234V232L168 233ZM239 234V233H238ZM0 235H1V232H0ZM57 236H59V232L58 234L56 233ZM55 235V236H56ZM75 235V238L78 236ZM107 235V234H106ZM162 234L160 233V236ZM165 235V234H164ZM172 235V234H171ZM4 236V235H3ZM11 237V239L13 238L14 235H8ZM25 236V235H24ZM28 236V237H29ZM36 236V237H38ZM47 236V234H46ZM45 236V238H46ZM50 236V235H49ZM105 236V235H104ZM125 236V237H124ZM155 236V234H154ZM159 236V238H160ZM173 236V235H172ZM233 236V234H232ZM17 237V236H16ZM15 237V239H16ZM27 237V235L25 236ZM27 237V238H28ZM34 237V236H33ZM31 237V238H33ZM41 238V236H39ZM107 237V236H106ZM157 237V235H156ZM171 237V236H169ZM234 237V236H233ZM5 238V237H4ZM3 238V239H4ZM26 238V239H27ZM30 238V237H29ZM38 238V239H40ZM51 238V237H50ZM55 238V237H53ZM62 238V237H61ZM64 238V237H63ZM67 238V237H66ZM71 238V237H70ZM70 238L66 239V240H70ZM109 238V239H111ZM162 238V237H161ZM6 239V238H5ZM9 239V237L7 238ZM36 239V240H38ZM121 239V240H120ZM171 239V238H170ZM169 239V240H170ZM1 240V239H0ZM18 240V239H17ZM25 238L24 239H21L20 241H23V242H26ZM43 240H46V239H43ZM63 240V239H62ZM107 240V239H106ZM10 241V240H9ZM8 241V243H9ZM12 241H15L14 239H12L10 241V244L12 243ZM19 241V242H20ZM31 241V240H30ZM34 241V240H32ZM42 241V240H41ZM110 241V240H109ZM158 240H156L155 242L157 243ZM179 241V240H178ZM4 242V240H3ZM38 241H36L35 243V247H38ZM58 242H59V237H58V240L57 239H53L52 241L44 243V245H47V248L46 246H41L43 250L44 247H45V250L44 253L40 254L41 252L38 253V255L35 257L37 260L36 262H33L32 264H48L49 260L47 259L48 255L46 256L45 255V251L47 250L48 252L49 251H53V250H56L57 249V246H58ZM66 242V241H65ZM64 242V243H65ZM71 242V241H70ZM70 242L68 243L70 245ZM160 242V240H159ZM22 243V242H21ZM20 243V246H22ZM28 243H29V240H28ZM40 243V242H39ZM61 243V242H60ZM64 244V245H67ZM81 243V245L83 244ZM233 243V242H232ZM2 244V243H1ZM17 244V243H16ZM34 245V243H32ZM75 245H77L75 242H74ZM125 244V245H126ZM261 244V243H260ZM259 244V245H260ZM8 245V244H7ZM6 245V247H7ZM8 245V247H9ZM30 245V244H29ZM176 245H178L176 243ZM16 246V245H15ZM27 243L25 244V248H26ZM60 246V245H59ZM83 246V245H82ZM109 246V245H107ZM123 246V244H122ZM169 246V245H168ZM175 246V245H173ZM172 246V248H173ZM257 246V244H256ZM12 247V246H11ZM11 247H9V249H11ZM18 247V246H17ZM24 247V246H23ZM31 247L33 246H29L30 250L32 251ZM63 247V245L61 246ZM68 247H72V245L68 246ZM76 247V246H75ZM79 247V246H78ZM110 247V246H109ZM124 247V248H126ZM157 247V246H156ZM155 247V248H156ZM22 248V247H21ZM24 248V249H25ZM34 248V247H33ZM80 248V247H79ZM84 248V247H82ZM160 248V247H159ZM228 248V247H227ZM8 248H5L3 247V251L0 253V259L2 261L6 260L7 257H8V251L9 250ZM23 249V251H24ZM40 249V248H39ZM63 249V248H61ZM59 249V254H60V250ZM97 249V250H98ZM112 249V248H110ZM118 249V248H117ZM121 249V248H120ZM119 249V250H120ZM127 249V248H126ZM157 249V248H156ZM1 250H2V247H1ZM22 251V249H20ZM26 250V255L29 254L27 253L30 252V250ZM40 250V251H41ZM78 250V248H77ZM94 250V248L92 249V251ZM96 250V251H97ZM101 250H103L101 248ZM115 250V249H114ZM175 250V249H174ZM177 250V249H176ZM251 250V249H249ZM247 251V252H250V251ZM256 250V252L258 251L257 249L254 248V251ZM19 251V250H18ZM36 252V250H34ZM39 251V250H38ZM42 251V252H43ZM70 249L66 247V250H62V256L65 255L67 257H70V262L71 264H111L110 261L108 259L109 262L107 261H103L101 260L102 257H100L101 252H97V253H93L95 252V250L92 252V254L89 253V255H83V254H71L70 253ZM73 251V250H72ZM88 251V250H87ZM99 251V250H98ZM117 251V250H116ZM171 251V250H170ZM13 252V251H12ZM34 252V253H35ZM75 252V251H74ZM81 252V250H80ZM84 252V249L83 251ZM158 252V251H156ZM255 252V253H256ZM260 253V251H258ZM16 253V252H15ZM24 253V254H25ZM32 252V254H34ZM103 253V252H102ZM262 253V252H261ZM11 254V253H10ZM22 254V252H21ZM21 254H20V257H21ZM54 254V252L52 253ZM56 255V256H59ZM157 254V253H156ZM159 254V252H158ZM247 254V253H246ZM121 255V254H120ZM233 255V253H232ZM237 255V254H236ZM241 256V254H239ZM247 255H250V254H247ZM254 255V254H252ZM259 255V254H258ZM260 255H264V254H260ZM52 256V255H51ZM227 256V255H226ZM12 257L14 258L15 255L11 257H9V259ZM29 257H33V255H30ZM28 257V258H29ZM105 257V256H104ZM108 257V258H109ZM114 257V258H112ZM172 257H173V260H172ZM231 257V256H230ZM242 257V256H241ZM248 257V256H247ZM247 257H242V259L238 260V261H235L234 264H247V259H250V256L249 258ZM261 257V256H260ZM259 257V258H260ZM23 258H25L23 256ZM229 258V257H228ZM254 260L256 261V259L258 257L254 256ZM258 258V259H259ZM264 258V257H263ZM262 258V259H263ZM50 259V258H49ZM257 259V260H258ZM14 260V259H13ZM24 260V259H23ZM22 260V261H23ZM30 260V258L28 259V261ZM31 260H33L31 258ZM30 260V261H31ZM60 258H59V262H60ZM64 260V259H63ZM66 260V259H65ZM167 260V259H166ZM235 260V259H234ZM12 261V260H11ZM18 261H20V259L18 258ZM17 261V262H18ZM21 261V262H22ZM27 261V260H26ZM25 261V262H26ZM54 261V259H52V262ZM56 261V260H55ZM160 261V260H159ZM252 261V260H251ZM261 261V260H260ZM8 262V261H7ZM17 262H15V264H17ZM20 262V264H21ZM48 262V263H46ZM65 262V261H64ZM62 262V263H64ZM69 262V263H70ZM114 262V260H113ZM115 262V264H117ZM257 262V261H256ZM255 262V263H256ZM2 264V262H0ZM10 263V262H9ZM12 263V262H11ZM19 263V262H18ZM23 263V262H22ZM51 263V262H50ZM58 262H55L54 264H56ZM250 264V262H248ZM8 264V263H7ZM52 264V263H51ZM64 264H67V261L66 263ZM163 264V263H162ZM254 264V263H252ZM259 264H262V263H259Z\"/></svg>","mask_w":264,"mask_h":264}]
</instances>
